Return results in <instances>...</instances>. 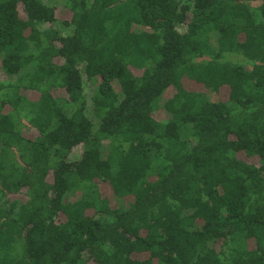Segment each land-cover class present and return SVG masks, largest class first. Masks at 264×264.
I'll list each match as a JSON object with an SVG mask.
<instances>
[{"label":"trees","instance_id":"1","mask_svg":"<svg viewBox=\"0 0 264 264\" xmlns=\"http://www.w3.org/2000/svg\"><path fill=\"white\" fill-rule=\"evenodd\" d=\"M0 264H264V0H0Z\"/></svg>","mask_w":264,"mask_h":264},{"label":"rangeland","instance_id":"2","mask_svg":"<svg viewBox=\"0 0 264 264\" xmlns=\"http://www.w3.org/2000/svg\"><path fill=\"white\" fill-rule=\"evenodd\" d=\"M45 3L49 6H55V7H59L60 9V13L63 12V6L65 5V0H45ZM67 17V16H66ZM189 89L193 90V91H203V88L200 85H196V84H190L189 85ZM168 96L167 94L165 96H163V99H166ZM214 101L217 100V97H211ZM156 116L160 119V120H166L167 116L165 115V113L163 111H158ZM79 154V149L74 150L72 158H77ZM102 192L107 195L108 197L111 195V191L107 188V187H102L101 188ZM80 193H75L71 196H69L68 200H76L79 197ZM112 200V205L114 207H126V205L128 204V200L129 198H124L122 200L119 199H111Z\"/></svg>","mask_w":264,"mask_h":264}]
</instances>
